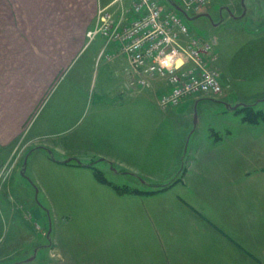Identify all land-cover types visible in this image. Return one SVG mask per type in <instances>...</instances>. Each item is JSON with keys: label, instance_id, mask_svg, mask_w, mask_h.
<instances>
[{"label": "rangeland", "instance_id": "obj_1", "mask_svg": "<svg viewBox=\"0 0 264 264\" xmlns=\"http://www.w3.org/2000/svg\"><path fill=\"white\" fill-rule=\"evenodd\" d=\"M118 1L111 14L131 0ZM95 2L0 0L1 52L31 48L20 65L27 68L29 57L35 62L37 92L45 86L40 73L52 71V87L38 92L15 152L0 151V257L18 255L16 225L26 226L23 242L33 237L49 245L63 223L70 245L60 242L61 248L78 251L87 264H104L94 260L98 253L108 264H195L206 248L213 256L200 264H264V117L228 107L240 96L264 95V0H210L201 12H190L192 32L217 42L219 82L230 96L223 103L205 98L174 115L163 113L146 89L126 87L130 65L122 53L120 71L96 64L105 45L101 36L75 51L80 30L97 21ZM13 28L20 41L15 37L14 48L7 41ZM20 86L27 84L21 80ZM257 103L255 111L264 112V102ZM161 116L163 139L156 135ZM185 124L194 133L176 173L166 143L174 154V131ZM38 146L46 147L47 159ZM67 154L95 162L94 169L57 164L68 161ZM38 205L47 213L40 214L44 224L22 210ZM14 207L21 215L9 212ZM205 237L213 239L211 247Z\"/></svg>", "mask_w": 264, "mask_h": 264}, {"label": "built area", "instance_id": "obj_2", "mask_svg": "<svg viewBox=\"0 0 264 264\" xmlns=\"http://www.w3.org/2000/svg\"><path fill=\"white\" fill-rule=\"evenodd\" d=\"M210 0H181L185 14L199 13ZM131 22L116 19L100 9L96 24L87 33L89 41L101 36L105 45L98 61H112L107 51L116 45L129 61L126 87L151 90L161 81L164 92L159 104L175 108L191 98L218 97L224 91L216 66V40L195 35L187 16L161 0H134Z\"/></svg>", "mask_w": 264, "mask_h": 264}, {"label": "crops", "instance_id": "obj_3", "mask_svg": "<svg viewBox=\"0 0 264 264\" xmlns=\"http://www.w3.org/2000/svg\"><path fill=\"white\" fill-rule=\"evenodd\" d=\"M117 1L118 0H98V2H95L94 5H95V8L99 5L100 9L101 8H109V10H110V9L114 8ZM133 1L134 0H131L129 2L124 1L122 6H121V9H117L116 11H112L113 16L116 19L125 18L127 22H131V20H133L135 17L133 15V13L131 14V12H130ZM118 2H120V1H118ZM3 17L4 16H2V18H0V22H3L5 20V17L4 18ZM92 23H93V18L89 21V25L86 27V29L83 28L80 30V47L76 48L75 51H77V52L80 51V53H81L95 40L94 39L93 41L90 42L87 38V32L94 28L96 21L94 22V24H92ZM80 28H82V25H80ZM5 33H6V30H4L3 27H1L0 28V35L3 36V34H5ZM9 33L10 34L8 36L4 35V37L7 36V41L12 43L11 46H13V48H14V45L16 42L15 37H17V41H18V42H16L17 45L20 43L19 36H17L19 34V31L17 29L15 30L13 28L9 31ZM3 42L6 45V40H4ZM17 45H16V47L18 49H20V47ZM7 46H10V45H7ZM4 47H6V46H4ZM109 47H108L109 53L113 54L115 57L112 61H107V60H102L103 62L100 61V62H102L101 65L103 66V68H106V69L115 68V70L120 71L121 67L116 64V59L119 58L120 55L118 53H121V52L119 51V48L116 45H110ZM260 47H261V49H259V50H261V53H264V44H260ZM0 49H1V47H0ZM24 49H25V51H22L21 53H20V50L16 51V49H10L11 52L7 53V54H5L4 51L2 53L0 50V151H3L4 149H7L8 147H10L11 148L10 156L13 155V153L15 152L14 151V145L17 142V139L20 138L23 129L26 128L25 126H27V124H28L27 120L29 119V117L33 111V108L36 105V97L38 95V92L41 91V93H42L43 90H45L47 88V86L52 87V71L50 70L48 72V75H47V71L45 69L43 74L40 73V76H43L40 79V81H41L40 85H45V86L42 89H40V91L37 92L36 85H38V81H37V66H35V62H33L31 60V58L29 57L27 60V62H28L27 68H21L22 66L20 65V62L22 59L21 56L24 57L25 56V55L23 56L24 53H28V55L31 54V48L30 47L27 48V45H25ZM108 49H107V51H108ZM100 51H98V52L100 53ZM99 53L96 56V58H97L96 64L98 62ZM2 54H3V56H2ZM66 59H68V57H66ZM62 63H63V61H62ZM24 64H25V62H24ZM32 64H33V67L31 66ZM65 64H67V60H66ZM23 67H24V65H23ZM116 72H118V71H116ZM127 72L125 71V80H127V75H128ZM21 80H22V82L24 81V83L27 84L26 87L23 88L22 86H20ZM223 86H224V93L222 94V96H220V98L215 99V100H218L217 102H219V103H223V102H221V100L227 99L230 96V94L227 93L228 85L225 84ZM117 88L119 89L118 86H117ZM164 89H165L164 84L161 81H159V82H156L154 84L153 89L147 90V91H149L150 94L146 93V95L149 99H150V97L158 98V105L160 107V110L166 114L171 113L172 115H174L175 112L179 108L181 109V107H185L189 104H193L195 102L197 103V102L203 101V99H205V98H201V97L200 98H191V99L185 101L180 106H177L173 109L166 111L163 108H161V106L159 104V96L164 92ZM119 92H120L119 90L118 91L115 90L114 94L115 95L119 94ZM206 100H208V99H206ZM257 102H261V103L264 102V95L263 96L258 95V96L247 97V98L240 96L239 98H237L236 101H233V103H229V105L228 104L227 105H228V107L231 108V110H235V111L238 109V107L243 106V105L254 106V108L257 110L259 107H261V106H259V104ZM234 106H237V107H234ZM163 122H164L163 116H161L158 119V121L156 122L157 123L156 124V126H157L156 132L158 131L156 133V135L158 134V137H160L162 139L164 138V136H160L159 132H162L160 129H161V125L163 124ZM158 126H160V127H158ZM174 132H177V133H175V139H174V140H176V144H174V147H173L174 154L171 150L172 144L166 143V145L169 146V148H168L169 149V155L170 156L174 155L173 156L174 170L176 171V173H179L183 168V166L181 164H183V161H184V156L182 155V148L186 144L188 145V143L192 140L191 138L193 137L194 131L192 132V126L191 125L185 124V125L181 126L180 131L177 130ZM30 141L32 142V150L34 151V148H37L35 145V141L34 140H30ZM43 148H46V147L38 146V150L41 153L40 155L41 156L44 155L42 157H46L48 154H47L46 150ZM90 155H92V154H90ZM66 158L69 160L66 162L57 163V164L67 165L70 168L71 167H74L76 169L86 168V169H92V170L94 168L91 166H95V164H96L95 162L84 164L83 161H81V159L76 158L73 154H67ZM46 159H47V157H46ZM129 172L134 173L132 171H129ZM134 174H136V173H134ZM263 199H264V196H261L260 200L263 201ZM38 207H39V209H37L36 206H32V207L23 206L22 210L24 211V213L29 212L30 215L32 214L33 219L39 220L40 224L41 223L44 224V220L46 219V217L42 218V216L40 214L42 213L41 211L45 212V210L42 209L40 205H38ZM14 209H16V210H14ZM14 209L9 210V212H11V213L17 212L21 215V213H20L21 211H17V210H19V208L14 207ZM22 217H24V220L31 223L30 224L31 227L32 226L36 227L35 221L32 223V221L27 219L26 216H22ZM22 225H23L22 227H21V225L20 226L16 225L14 228V229L18 230L17 232H15V235H14V237H16L17 241H15L13 243V245H17V247L19 248V252L17 253L18 255L16 257H14V259H11L13 257L9 258V256L0 257V261H2L1 264H6L7 261H10V259L15 260V261H13L12 264H87V262L85 261V258L81 257L80 253L78 251L76 253H73V251H69L66 248H61L60 242H62L64 245H67V246L70 245V242L64 240V238H63L64 232L66 230H62V228L65 227V224L61 223V226H59V224H57L56 228H54V230H56V235H55V238L53 239L54 241L50 240L49 245H46V244L38 241L37 239H35L33 237H32V239H28L29 240L28 243L26 241L23 242V240H20L22 235H24L23 230H24V228H26V226L23 223H22ZM45 237H49L48 232L45 235ZM204 241H205V244L210 246V247L213 245V242H212L213 239L212 238L210 240V239L205 237ZM0 245H1L0 249H2V244H0ZM6 249L9 251L8 248H6ZM46 250L49 251L48 257H46V255H45V254H47V252H45ZM205 251L206 252H203L204 253L203 255L199 256V257H201V258H199V260L196 257L197 255L195 256V258L193 260V262L195 264H200V262L205 261V259L211 258V257H209V255L211 254L212 249H211V251H209V248H206ZM3 252L4 251L2 250V254L4 255L5 253H3ZM258 254H259V250H258ZM99 255H100L99 253L95 254V257H93L94 260H102L105 262L104 264H108V260H107L106 256L103 258H97ZM206 256H207V258H206ZM224 256H225V254L223 255V257ZM243 257H245V256H243ZM263 257H264V255H263ZM245 258H247V257H245ZM180 260L183 262V260L185 261L187 259L182 258ZM260 261H262V260H260ZM260 261L256 260V262L258 264H262V262H260ZM197 262H199V263H197Z\"/></svg>", "mask_w": 264, "mask_h": 264}, {"label": "trees", "instance_id": "obj_4", "mask_svg": "<svg viewBox=\"0 0 264 264\" xmlns=\"http://www.w3.org/2000/svg\"><path fill=\"white\" fill-rule=\"evenodd\" d=\"M242 109L243 110H247V111H249V112H254V113H256V114H260V115H262V117H264V112H261V113H259L258 111H255L256 109L254 108V106H242ZM97 176V178L102 182V183H105V181H103V180H101L99 177H98V174H96ZM119 193H122L123 194V192H120L119 191Z\"/></svg>", "mask_w": 264, "mask_h": 264}]
</instances>
